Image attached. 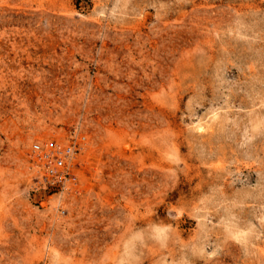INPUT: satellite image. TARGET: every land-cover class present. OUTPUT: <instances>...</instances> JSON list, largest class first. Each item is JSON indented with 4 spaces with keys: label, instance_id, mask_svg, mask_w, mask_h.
<instances>
[{
    "label": "rangeland",
    "instance_id": "374dc122",
    "mask_svg": "<svg viewBox=\"0 0 264 264\" xmlns=\"http://www.w3.org/2000/svg\"><path fill=\"white\" fill-rule=\"evenodd\" d=\"M0 264H264V0H0Z\"/></svg>",
    "mask_w": 264,
    "mask_h": 264
},
{
    "label": "built area",
    "instance_id": "2783aa9c",
    "mask_svg": "<svg viewBox=\"0 0 264 264\" xmlns=\"http://www.w3.org/2000/svg\"><path fill=\"white\" fill-rule=\"evenodd\" d=\"M35 151L41 152L42 149L40 148V145L34 146ZM71 148L69 147L65 153L63 154L59 149H53L51 151L43 152L41 154V159L44 161H47L48 170H47V180L49 177V180H52V183L59 184L62 183L64 180H70V171L65 163L63 161L64 159H67L68 155L71 153ZM63 154V155H62ZM61 168H64L63 170Z\"/></svg>",
    "mask_w": 264,
    "mask_h": 264
},
{
    "label": "bare ground",
    "instance_id": "6f19581e",
    "mask_svg": "<svg viewBox=\"0 0 264 264\" xmlns=\"http://www.w3.org/2000/svg\"><path fill=\"white\" fill-rule=\"evenodd\" d=\"M34 151H35V149H34ZM62 170L64 169V168H61Z\"/></svg>",
    "mask_w": 264,
    "mask_h": 264
}]
</instances>
